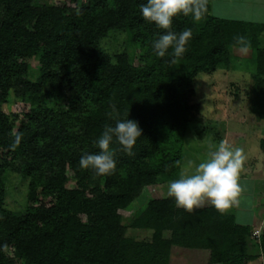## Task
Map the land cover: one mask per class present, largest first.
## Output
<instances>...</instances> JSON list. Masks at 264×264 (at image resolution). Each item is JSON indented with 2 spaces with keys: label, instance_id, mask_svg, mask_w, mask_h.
Listing matches in <instances>:
<instances>
[{
  "label": "trees",
  "instance_id": "obj_1",
  "mask_svg": "<svg viewBox=\"0 0 264 264\" xmlns=\"http://www.w3.org/2000/svg\"><path fill=\"white\" fill-rule=\"evenodd\" d=\"M145 2L60 0V4L37 6L36 0H0L5 10L0 21V104L14 89L31 110L39 109L36 117L55 134L47 141L44 132L30 131V144L41 141L35 149L39 156L61 163L67 160L75 171L82 155L99 151L95 141L105 124L127 118L142 130L133 155L118 144L112 146L116 168L123 170L121 176L107 177L115 186L112 191L100 190L96 183L69 190L62 174H55L43 181L39 191L30 189L23 212L11 213L2 209L5 191L0 188V264H168L163 230L171 231L174 245L208 251L207 264L254 260L247 245L251 228L206 204L187 212L166 195L148 201L127 225L117 214L142 186L158 182L159 174L161 183L178 179L190 114L186 97L193 79L219 65L228 67L232 47L241 51L238 36L245 37L247 50L255 51L250 89L256 108L264 112V50L257 48L264 25L215 18L208 0V11L200 20L173 18V30L191 28L192 38L186 53L171 62V56L158 57L152 50V41L162 32L142 18L139 6ZM121 35L124 47L109 51ZM37 54L41 71L30 82L23 75ZM70 61L69 72H52L53 64ZM178 71L185 73L182 79L176 77ZM51 84L64 86L76 96L71 112H77L70 117L75 129L65 131L61 116L44 104L43 98L53 95L49 90L44 93V86ZM6 123L0 112V149L7 146ZM58 140L76 147L65 154L55 146ZM160 145L158 158L154 150ZM254 194L264 197V182H254ZM127 228L153 229L151 243L125 238ZM258 247L264 264V234Z\"/></svg>",
  "mask_w": 264,
  "mask_h": 264
},
{
  "label": "rangeland",
  "instance_id": "obj_2",
  "mask_svg": "<svg viewBox=\"0 0 264 264\" xmlns=\"http://www.w3.org/2000/svg\"><path fill=\"white\" fill-rule=\"evenodd\" d=\"M211 2V16L223 15L216 11L215 5L219 1L211 0ZM35 4L51 6L60 4V0H36ZM4 13L5 10L0 8V21ZM121 38L122 35L118 36L114 47H110L109 51L119 45L120 48L124 47L125 40L120 44ZM257 48L264 50V36L259 39ZM230 52L232 60L228 67L219 65L214 72L208 74L201 72L193 79L191 94L186 97L190 114L185 128L179 173L187 160L200 162L206 158L210 150H214L216 145L224 141L233 148L243 150L245 162L240 178L250 176L254 166L258 167L257 171H253L254 176L264 177V112L256 108L252 90L247 85L240 89L236 84L239 81L238 77L243 76L247 82H250L249 79L253 74L255 75V51L252 49L241 53L238 47H232ZM39 63L40 54H37L28 61L27 73L23 75V78L34 82L41 71ZM72 66V61L64 64L55 63L52 65V72L67 73ZM175 75L182 79L185 73L178 71ZM48 90L52 91L53 95L45 96L44 104L54 107L63 120L65 131L75 129L76 122H73L70 117L77 112L76 109L75 112H71L72 100H75L76 96L64 86L45 85L43 92L46 93ZM233 95L237 97L236 101L231 100ZM77 105L79 106V103ZM37 111H39L38 108L31 110L30 103L16 95L14 89H10L6 101L0 104V112L6 116V126L9 129L7 146L0 149V188L5 191L1 202L2 209L11 213L23 212L30 189L35 187V190L39 191L43 181L55 174H62L64 187L69 190H75L82 185L90 187L94 183L100 190L106 189V192L114 190L115 186L112 181H108V178L121 176L123 171L121 169L116 168L115 172L108 176H96L92 170L81 168L79 164L73 166L76 169L73 171L72 165L67 160L61 163L56 159L41 157L36 153L35 149L41 141L35 143L37 145L30 144L28 141L30 131L44 132L47 141L53 139L55 135L53 130L46 129L39 121L35 114ZM55 144L59 151L65 154L76 147L73 142L63 146L61 140ZM161 151V145L159 149L154 150L158 158ZM158 177V182L142 186L137 196L117 211L124 225L140 213L148 201L167 195L168 183H161V175L159 174ZM205 204L212 207L208 203ZM230 209L226 211L228 214H231ZM153 234V229L127 228L125 238L135 242L151 243ZM161 238L168 246V264H207L208 251L172 244L169 230H163ZM251 238L247 242L248 254L253 256L254 260L247 264H263V260L260 259L258 242L253 235Z\"/></svg>",
  "mask_w": 264,
  "mask_h": 264
},
{
  "label": "clouds",
  "instance_id": "obj_3",
  "mask_svg": "<svg viewBox=\"0 0 264 264\" xmlns=\"http://www.w3.org/2000/svg\"><path fill=\"white\" fill-rule=\"evenodd\" d=\"M142 18L162 34L152 41V50L158 57L169 55L171 62L181 58L187 51L192 38V29L180 32L173 30V18L178 15L191 16L200 20L208 11V0H146L139 6ZM240 50L246 52L248 45L245 37H236ZM169 49L172 51L169 52ZM112 111L116 112L115 106ZM128 116V114H127ZM142 135L138 123L130 119H115L114 124H105L95 143L96 153H85L79 160V166L90 169L96 176H108L115 172L117 164L114 144L127 155H133L137 139ZM245 155L240 148H233L221 141L210 150L203 160H187L179 173V178L167 185V195L173 198L176 206L187 212H193L210 204L219 212H225L239 203L243 192L240 175Z\"/></svg>",
  "mask_w": 264,
  "mask_h": 264
},
{
  "label": "crops",
  "instance_id": "obj_4",
  "mask_svg": "<svg viewBox=\"0 0 264 264\" xmlns=\"http://www.w3.org/2000/svg\"><path fill=\"white\" fill-rule=\"evenodd\" d=\"M210 5L212 4L211 0ZM216 11L218 14L216 18L237 20L242 22L253 23L257 25H264V0H217ZM249 79V78H248ZM236 83L240 89L251 88L253 81L252 78L247 82L245 77H238ZM237 82V81H236ZM231 100L236 101L237 97L234 95ZM253 171H257L258 167L254 166ZM250 176L240 178V184L243 192L239 197V203L232 206L230 213L233 215L234 222L238 225L249 226L251 228V235L257 232L254 239L258 242L261 235L264 234V197L254 194V182H264V177L254 176V172ZM252 239L251 236L249 240ZM260 259L262 260L261 256Z\"/></svg>",
  "mask_w": 264,
  "mask_h": 264
},
{
  "label": "built area",
  "instance_id": "obj_5",
  "mask_svg": "<svg viewBox=\"0 0 264 264\" xmlns=\"http://www.w3.org/2000/svg\"><path fill=\"white\" fill-rule=\"evenodd\" d=\"M254 236H257L258 237L257 232H254Z\"/></svg>",
  "mask_w": 264,
  "mask_h": 264
}]
</instances>
